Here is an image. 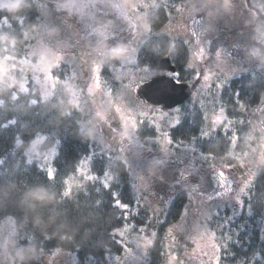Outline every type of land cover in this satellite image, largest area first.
<instances>
[{
  "label": "rangeland",
  "instance_id": "rangeland-1",
  "mask_svg": "<svg viewBox=\"0 0 264 264\" xmlns=\"http://www.w3.org/2000/svg\"><path fill=\"white\" fill-rule=\"evenodd\" d=\"M17 1L0 0V8ZM51 1L54 10L44 9L41 32L29 47V57L34 62L23 73L20 92H28L36 85L45 98L53 94L56 86H66L81 105L82 123L96 143L126 162L139 196L137 207L149 212L157 227L172 198L185 195L180 217L164 233L165 264H218V230L227 216L232 218L242 212V198L264 165V97L251 114L252 137L257 143L244 155L212 158L181 140L173 141L169 131L185 113L203 106L227 79L264 65V0H192L188 6L171 11L157 35L181 38L188 45L191 75L186 83L193 96L184 108L169 111L163 106L147 105L137 96L139 85L163 73L135 68L141 44L152 35L146 15L165 0ZM99 6L114 18H98ZM133 26L138 46L130 47L113 34ZM110 57L116 60L115 66L105 81L104 63ZM63 64L72 69L62 79L52 71ZM225 115L223 109L209 111L204 135L225 125ZM143 123L145 126L140 128ZM138 129L144 131L143 137ZM53 155L54 151L47 153L45 160L50 163ZM49 172L52 174L50 169ZM138 228L134 239L122 238L124 255L111 259L109 264L142 263L148 246L143 225L138 224ZM12 230L11 221L0 225V264H22V258L7 245ZM147 230L154 234V228ZM180 237H185L191 247L178 262ZM38 261L77 264L72 254L62 251L44 255Z\"/></svg>",
  "mask_w": 264,
  "mask_h": 264
},
{
  "label": "trees",
  "instance_id": "trees-1",
  "mask_svg": "<svg viewBox=\"0 0 264 264\" xmlns=\"http://www.w3.org/2000/svg\"><path fill=\"white\" fill-rule=\"evenodd\" d=\"M191 1L165 0L147 13L152 35L138 50L136 69L158 73L160 60L168 56L177 68L171 77L190 80L186 42L157 33L171 11ZM46 8L54 10L51 0H18L0 8V225L11 221L14 231L7 245L22 264H41L40 257L57 251L72 254L77 264H109L124 255L122 238L134 239L140 224L148 246L141 264H165L164 233L180 217L185 195L172 198L157 227L149 212L137 207L139 196L126 162L96 143L82 123L81 105L66 86H56L45 98L36 85L28 92L19 90L23 73L34 62L29 47L41 32ZM108 59L102 73L105 81L116 61ZM71 69L63 64L52 72L63 79ZM263 97L264 65L227 79L203 106L180 117L169 131L170 139L212 158L251 152L257 143L251 131L252 109ZM218 109L224 110L228 124L205 136V116ZM138 133L143 137L144 131ZM51 151L49 163L45 157ZM248 188L242 212L227 216L218 230V264H264V165ZM147 227L154 228V234ZM177 240L180 262L191 244L185 237Z\"/></svg>",
  "mask_w": 264,
  "mask_h": 264
},
{
  "label": "water",
  "instance_id": "water-1",
  "mask_svg": "<svg viewBox=\"0 0 264 264\" xmlns=\"http://www.w3.org/2000/svg\"><path fill=\"white\" fill-rule=\"evenodd\" d=\"M159 70L163 73L137 88V96L150 106H163L168 110L185 104L193 95V90L186 82H178L167 73L175 74L177 69L170 57H163L159 62Z\"/></svg>",
  "mask_w": 264,
  "mask_h": 264
},
{
  "label": "flooded vegetation",
  "instance_id": "flooded-vegetation-1",
  "mask_svg": "<svg viewBox=\"0 0 264 264\" xmlns=\"http://www.w3.org/2000/svg\"><path fill=\"white\" fill-rule=\"evenodd\" d=\"M96 15L98 16V18L100 19H105V18H109L110 20L113 19L114 17H111L108 15V13L106 12V10L103 7H98L97 8V12ZM110 22V21H109ZM115 26V25H114ZM116 31V30H115ZM113 32V34L118 38V39H122L125 41V44L130 45L131 46H138V41H139V37H138V33L135 31L134 26L132 28H126V29H122L120 30L121 33L118 32ZM177 69V68H176ZM193 96V95H192ZM161 107V106H159ZM227 117V116H226ZM228 124V118H227V123ZM240 172H243L242 168H239ZM252 182V181H251Z\"/></svg>",
  "mask_w": 264,
  "mask_h": 264
}]
</instances>
